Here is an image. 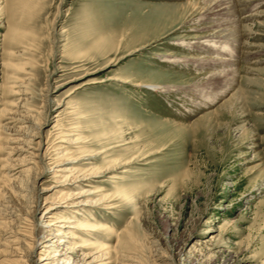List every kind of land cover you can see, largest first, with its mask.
<instances>
[{"label": "rangeland", "instance_id": "1", "mask_svg": "<svg viewBox=\"0 0 264 264\" xmlns=\"http://www.w3.org/2000/svg\"><path fill=\"white\" fill-rule=\"evenodd\" d=\"M0 1V264H264V0Z\"/></svg>", "mask_w": 264, "mask_h": 264}, {"label": "bare ground", "instance_id": "2", "mask_svg": "<svg viewBox=\"0 0 264 264\" xmlns=\"http://www.w3.org/2000/svg\"><path fill=\"white\" fill-rule=\"evenodd\" d=\"M2 3V5L4 4V2H1L0 1V4ZM193 3H196V2H193ZM191 4V3H190ZM197 4H198V2H197ZM228 4H229V1L228 0H205V1H203L202 2V6L200 7V11H201V13H203L202 14V16H201V20H204V19H206V15L207 14H211L212 15V13H220L221 15H228L229 14V11L230 10H228ZM195 5V4H194ZM4 6H5V4L3 5V6H1V8H0V15H2V14H4ZM198 6V5H197ZM208 11V13L207 14H205L206 12ZM210 17V16H209ZM208 19V18H207ZM228 28V27H227ZM222 31V30H221ZM224 31V30H223ZM15 32V31H14ZM10 35H8V33H7V37H4L3 39H2V42L1 43H6L7 41H8V37H9ZM12 36H14V38L12 37V40L14 39H16L15 38V36L16 35H12ZM219 36V35H218ZM233 37V36H232ZM219 38V37H218ZM220 39V38H219ZM222 39V42H219V48H225L224 50H226V48H228L227 47V45H226V42L227 41H225V39H226V37H225V35H223V38H221ZM215 40V39H214ZM210 41L209 39H206V41L204 42V44H205V46H213V45H215V43H216V40L215 41ZM222 43V44H221ZM200 44V43H199ZM3 48H0V62H1V64H0V67L1 68H6V69H10V65L8 64V63H6L5 62V60H3L2 58H3V56L5 55V53H6V51L4 50H2ZM222 49V50H223ZM6 56H7V58H11L12 56H14L11 52H7L6 53ZM220 58V57H219ZM209 60H211V59H209ZM217 60H220V59H216V61ZM169 62H175V61H169ZM212 74H217V73H215L214 71H210L209 72V76H211ZM153 88L154 87H156V86H152ZM58 107H60L59 105L57 106V108ZM4 112V110H0V115H1V113H3ZM58 143H67V141L66 140H64V138H60V140H59V142ZM61 146V145H60ZM60 150L61 149H65V148H62V146L59 148ZM64 155H67V153H65ZM63 155V157H62V159L58 162L59 164L57 165V167L58 166H62V165H65V164H68V163H76L77 161H79L80 159H84V158H80L79 160H77L76 162H69L66 158H65V156ZM63 162V163H62ZM59 171H62V170H59ZM64 171V170H63ZM69 199V198H68ZM67 199V200H68ZM56 208H61L60 206L59 207H56ZM56 208H49L48 209V213H50V211H52V210H54V209H56ZM88 221V222H87ZM87 221L85 222V221H77V222H75L74 224H75V227L73 228L74 230H76V231H80L81 233H83V234H85L87 237H92L91 235H93V233L94 234H99V233H101L102 234V236H104V237H106V238H108L109 237V235H111V234H113L114 233V230H113V228H111V227H109L105 222H101V221H97L96 220V218H94V217H90L89 219H87ZM89 221H92V222H89ZM56 223H69V224H71V223H73L71 220H69V219H58V220H56ZM51 236H57V235H60V233L59 232H56L55 234H52V233H49ZM100 234V235H101ZM93 236H95V235H93ZM71 239H76V238H74V237H70ZM105 238V239H106ZM119 239H118V243H120V237H118ZM78 239V238H77ZM110 239V238H109ZM108 239V240H109ZM48 239H46V241H47ZM82 242H80V243H83L82 245H76V247L77 248H85V247H93V246H96V244H91V243H89V242H85L84 240H81ZM36 242L37 243H34V241H33V243L30 245V247H33L32 249H30V254H31V257H30V259L33 257V253H34V251H33V249L34 248H36V247H40V246H38L39 244H43V243H39L37 240H36ZM60 242H62L61 240H60ZM60 242H59V244H60ZM45 244V243H44ZM42 247L43 248H47V245H42ZM97 249L99 250V251H103V252H105L104 254H102L103 256L105 255V254H108V252H110V249H109V247H106V244H98V247H97ZM36 250V249H35ZM59 254L56 252V251H52V252H47V257L46 258H40V259H38V260H36V261H31V264H42V260H45V259H47V260H51V261H49L48 263H44V264H72V263H69V261H70V258H66L65 260H63L62 262L60 261L59 262V260L58 259H56L55 257H57ZM33 259V258H32Z\"/></svg>", "mask_w": 264, "mask_h": 264}]
</instances>
